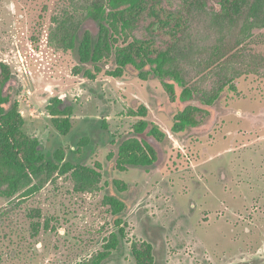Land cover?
I'll use <instances>...</instances> for the list:
<instances>
[{"label": "rangeland", "instance_id": "1", "mask_svg": "<svg viewBox=\"0 0 264 264\" xmlns=\"http://www.w3.org/2000/svg\"><path fill=\"white\" fill-rule=\"evenodd\" d=\"M72 1L0 0V62L13 73L5 93L49 158L61 149L73 165L100 163L102 175L45 171L15 196H0V264H92L120 215L127 236L102 264H137L134 241L153 246L154 264H264V77L243 76L200 126L174 133L186 106L178 84L171 101L159 78L143 80L133 67L107 75L112 60L94 79L77 72L68 43L82 16ZM199 27L186 35L187 46L200 43ZM250 46L264 53V29ZM54 98L71 109L67 135L51 122ZM140 105L168 137L149 138L159 151L152 170L119 171L108 155L138 121L129 110ZM110 198L125 208L116 213Z\"/></svg>", "mask_w": 264, "mask_h": 264}, {"label": "trees", "instance_id": "2", "mask_svg": "<svg viewBox=\"0 0 264 264\" xmlns=\"http://www.w3.org/2000/svg\"><path fill=\"white\" fill-rule=\"evenodd\" d=\"M72 2L74 11L82 16L68 43L79 61L77 72L94 79L103 70L101 64L112 60L114 66L107 67V75L122 77L128 67H133L143 80L151 76L159 78L171 101L177 99L175 84H178L182 88L179 98L186 106L174 118V133L200 126L209 113L208 108L224 91H238L236 82L243 76L264 77V53L250 46L256 30L264 29V0ZM199 24L200 43L191 48L185 44V37ZM12 78L10 67L0 62V196H15L26 179L45 171L67 173L80 167L101 176L100 163L97 168L73 165L61 149H56L49 158L40 140L24 131L25 119L18 101L5 93V86ZM192 100L197 101L192 104ZM48 110L53 126L67 135L73 126L71 109L62 107L60 98H54ZM129 114L139 119L120 137L108 160L119 171L132 168L150 171L159 160V151L149 138L162 143L167 133L146 119L145 105L130 109ZM142 133L146 138L140 136ZM114 182L123 184L121 188L125 189L122 181ZM110 201L116 206V213L125 208L123 202L114 198ZM115 226L117 231L92 264L105 263L126 238L121 215L116 218ZM131 251L137 264H154L150 243L134 241Z\"/></svg>", "mask_w": 264, "mask_h": 264}, {"label": "water", "instance_id": "3", "mask_svg": "<svg viewBox=\"0 0 264 264\" xmlns=\"http://www.w3.org/2000/svg\"><path fill=\"white\" fill-rule=\"evenodd\" d=\"M140 135L145 136V134H140Z\"/></svg>", "mask_w": 264, "mask_h": 264}]
</instances>
